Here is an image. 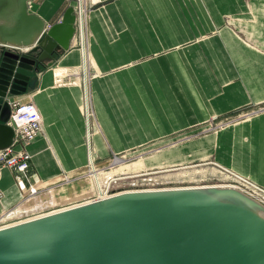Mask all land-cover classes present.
Returning a JSON list of instances; mask_svg holds the SVG:
<instances>
[{
  "label": "crops",
  "instance_id": "obj_1",
  "mask_svg": "<svg viewBox=\"0 0 264 264\" xmlns=\"http://www.w3.org/2000/svg\"><path fill=\"white\" fill-rule=\"evenodd\" d=\"M39 1L33 0L29 10L49 26L77 4ZM89 1L91 144L76 33L70 50L37 75L36 89L13 101H32L44 118L42 133L28 148L30 173L35 182L55 187L25 200L28 185L2 168L0 214L12 211L9 221H17L88 199L81 197L87 194L85 183L57 184L83 173L90 151L104 164L114 155L163 148L145 159L158 160L149 169L214 158L264 187L263 113L216 135L171 146L213 116L264 105V0Z\"/></svg>",
  "mask_w": 264,
  "mask_h": 264
},
{
  "label": "water",
  "instance_id": "obj_2",
  "mask_svg": "<svg viewBox=\"0 0 264 264\" xmlns=\"http://www.w3.org/2000/svg\"><path fill=\"white\" fill-rule=\"evenodd\" d=\"M0 0V150L11 103L70 50L74 6L49 26ZM0 264H264V205L232 186L129 192L0 230Z\"/></svg>",
  "mask_w": 264,
  "mask_h": 264
},
{
  "label": "built area",
  "instance_id": "obj_3",
  "mask_svg": "<svg viewBox=\"0 0 264 264\" xmlns=\"http://www.w3.org/2000/svg\"><path fill=\"white\" fill-rule=\"evenodd\" d=\"M76 1V6H75V13L77 17L76 21V28H77V35L83 33L84 34V29H85V35H86V43L88 41V14L90 12V9L92 8L91 1L89 0H75ZM79 1V3L77 2ZM85 46V45H84ZM84 52H85V47H84ZM86 58V53L84 54ZM90 69L92 67L89 65V76L91 77V72ZM91 85V82H90ZM87 96L89 98L90 102V109L88 108L85 112L83 105H82V110L84 113V117L87 123V136H88V143H90V138H91V132L93 131V126H94V118H95V113L92 105V99H91V94L90 91L87 90ZM88 106V105H87ZM11 118L8 122V126L11 127L14 130V140L13 143L10 147L0 150V169L2 168H8L11 171L15 173V180L18 184H27L28 188L26 191V194L24 195L25 200H29L33 198L34 196L40 194L44 190H47L46 187L41 188L37 182H35L32 179L30 169H31V155L28 151V148L31 146V144L34 142V140L39 136L40 133H42L43 128H44V120L43 116L40 112V110L37 108V106L32 102H20L16 101L11 103ZM264 113V105L252 110L250 112H247L246 114L240 115L239 118L233 119V120H227V122H222L219 128H227L230 126H234L239 124L240 122H245V120L240 121L239 119H247L250 120L252 116L254 115H259ZM246 120V121H247ZM129 155H114L111 160H109L105 166H99L96 164V162L92 159V153L90 151V161H93L96 164V167L98 171H96L101 177V181H103V188L101 189L98 188L97 184H95L94 188V193L89 196L88 199H86L83 202L77 203L75 205L65 207V208H60V209H52L49 211H44L38 214H35L29 218L26 219H20L17 221H9V215L12 213V211H5L0 214V230H4L6 228L12 227L14 225L24 223L30 220L42 218L51 214H54L56 212L78 207L81 205L89 204V203H94L98 202L101 200H106L109 198H112L114 196L123 194V193H129V192H151V191H161V190H174V189H184V188H195L198 186H173L169 182H161L159 181L155 176L160 174V172H166L169 170H151L147 169V171L141 170L143 172H137L134 175L131 174L130 177L133 176H138V177H144L143 182H148L149 185L147 188H131L129 190H119L113 191L111 188L113 187L114 184H116V181L121 180L122 174L115 173L112 174L111 172H117L118 168H121V163L123 162L124 165L127 164L130 156ZM92 167H88L87 171H84L83 173H79L75 176H64L61 181L58 182L57 186H69L75 182L82 181V178L89 179L90 181H95L97 183L95 177L93 176L92 170H95L93 167L94 164H91ZM124 167V166H123ZM225 170V169H223ZM95 172V173H96ZM220 173L223 175H226L228 177V181H230L232 184L228 185H223V186H232L235 188H238L239 190L243 191L245 194L249 195L250 197L256 199L260 203L264 205V187L256 184L255 182L235 173L232 171H220ZM128 177V178H130ZM92 179V180H91ZM154 181L150 185V182ZM165 181V180H164ZM97 186V187H96ZM136 186V185H134ZM55 187L49 186V189ZM203 187V186H199ZM101 194H103L102 197ZM3 198H4V193L2 189L0 188V204L2 205L3 203Z\"/></svg>",
  "mask_w": 264,
  "mask_h": 264
},
{
  "label": "rangeland",
  "instance_id": "obj_4",
  "mask_svg": "<svg viewBox=\"0 0 264 264\" xmlns=\"http://www.w3.org/2000/svg\"><path fill=\"white\" fill-rule=\"evenodd\" d=\"M88 63L90 65V58L88 59ZM85 76H87V75H86V71L84 70V67H83L82 77H80L81 82L79 84L81 86L82 90H83V103H82V105H85V104L87 105V99H86V97L84 95V92L87 90V88H86L87 86H88V89L90 91V82L92 81V79H91V77L89 75H88L87 79H86ZM246 113H247V111H242V112L231 113V114H227V115H223V116H215V117L213 116L208 121H206L205 123L200 125L198 128H196L194 130L192 129L193 131L191 133H188L186 136H182V137L178 138V140H176L171 146L181 145L183 143L189 142L190 140H196V139H199L201 137L208 136V135H216L220 131H223V130L229 128V127H227V128H219V126L221 125L222 122H227V120L237 119V118H239L240 115H243V114H246ZM255 116H258V115H254L251 118H253ZM243 120L246 121L247 119H244V118L243 119H239V122L243 121ZM240 124H241V122H240ZM162 149L163 148H156L154 150H150L148 152H145L144 154H142V153L141 154H136L135 153V154H132V155L131 154H122V155H129L130 156V158H129L127 164H126V166L129 165L128 166L129 168H123V170L118 168L117 172H114V171L111 172L112 174H115V173L122 174L121 177H119V178H122V179L116 181V184L113 185L111 190L118 192L119 190L125 191V190H129L131 188H136V187H137V189H138V187L139 188H147L149 183L148 182H143L145 180L144 177H138V176L130 177V176H131V174L134 175L137 172H143L141 170L147 171V168H144L143 165L139 166V165H136V164L140 163L141 161L145 160L148 157H151V155L161 151ZM157 161L158 160H155V162H153V163H156ZM90 162L91 161L89 160V169L91 167ZM145 162H146V164L148 166L153 164L152 162H149V161L148 162L145 161ZM106 163L98 164L96 162V164H98L100 167L102 165L105 166ZM96 164L94 163L95 170L91 169V171L93 172V176L94 177L96 175H98V173L96 172V171H98V169L96 167ZM149 167H151V166H149ZM161 169H164V168H151V170H161ZM165 169L169 170V171L160 172V174L159 175L157 174L155 177L159 181H161V182H169L173 186L186 185V186H198V187L199 186L213 187V186H223V185L232 184L230 181H228L229 179H228V177L226 175H224V174L222 175L220 173L221 170L222 171H225V170L232 171V170L223 168L221 165H219L214 160V158H210V159L205 160V161L190 162V163H187V164H182V165L173 167V169L172 168L171 169L170 168L169 169L165 168ZM223 169H225V170H223ZM87 170H88V168L85 169L84 171H87ZM128 177H130V178H128ZM243 177H245V176H243ZM245 178H247V177H245ZM247 179H249V178H247ZM37 183H38V185L41 188H44V186H43L44 184H41L40 182H37ZM80 183H85L86 184V187H87L86 191H88L90 189V187L93 188L95 186V181H93V180L90 181V180L86 179V180L80 181ZM152 183H154V181L150 182V185ZM75 184H79V183H74L73 185H75ZM73 185L71 184V185H69L67 187H71ZM134 185H136V186H134ZM49 186H53V184L49 183V185L47 187V190H44V192L51 190V189H49ZM84 191H85V189H84Z\"/></svg>",
  "mask_w": 264,
  "mask_h": 264
},
{
  "label": "bare ground",
  "instance_id": "obj_5",
  "mask_svg": "<svg viewBox=\"0 0 264 264\" xmlns=\"http://www.w3.org/2000/svg\"><path fill=\"white\" fill-rule=\"evenodd\" d=\"M81 1H84V0H81ZM75 8V7H74ZM76 14V13H75ZM89 16V15H88ZM89 19V18H88ZM87 24H88V21H87ZM78 38H79V45L81 46L80 48H81V51H82V58H83V67H84V70L86 71V75L87 76H85L86 77V79H87V77H88V75H89V63H88V59H89V57H88V54L89 53H87V45H88V41H87V43H86V35H85V29H84V34L82 33L81 34V36H80V34H78ZM85 45V46H84ZM84 47H85V52H84ZM86 53V58H85V56H84V54ZM87 88V90H89L88 89V86L86 87ZM87 90L84 92V95H85V97H86V99H87V105L85 104V105H83V108H84V110L86 109H90V103H89V98H88V96H87ZM86 110H85V112H86ZM43 120H44V118H43ZM94 164V162L93 161H91L90 162V165L91 164ZM136 165H146L145 167L147 168V167H149L147 164H146V162H145V160H143V161H141L140 163H137ZM124 166V167H123ZM129 165H124V163L122 162L121 163V168H122V170H123V168H129L128 167ZM92 167V166H91ZM93 167H95V165L93 166ZM137 167V166H136ZM142 167V166H141ZM139 168V167H138ZM142 169V168H141ZM148 169V168H147ZM138 170V169H137ZM95 179H96V181H97V183H95V184H97V186H98V188H100L101 187V189L103 188V181H101L102 179L98 176V175H96L95 176ZM81 180H86L85 178H82ZM89 180V179H88ZM76 183V182H75ZM91 183V182H90ZM93 183V182H92ZM74 184V183H73ZM83 184V183H82ZM82 184H80L81 186H82ZM48 185H49V183H46L45 184V187L47 188L48 187ZM86 186V185H85ZM96 186V187H97ZM87 188V187H86ZM89 188V187H88ZM81 193V192H80ZM83 193V192H82ZM94 193V188H92V187H90V189L87 191V194H85V195H82L81 197H83V198H85V197H88V196H90V195H92ZM103 196V194H101V196L100 197H102ZM70 198V197H69ZM74 205V204H73ZM60 206V205H59ZM69 206V205H68ZM72 206V205H71Z\"/></svg>",
  "mask_w": 264,
  "mask_h": 264
}]
</instances>
